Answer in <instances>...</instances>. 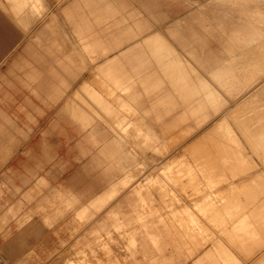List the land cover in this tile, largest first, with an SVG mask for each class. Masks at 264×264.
<instances>
[{
  "label": "crops",
  "instance_id": "crops-1",
  "mask_svg": "<svg viewBox=\"0 0 264 264\" xmlns=\"http://www.w3.org/2000/svg\"><path fill=\"white\" fill-rule=\"evenodd\" d=\"M45 10L44 0H0V11L23 29ZM62 17L76 38L71 42L67 37L72 49L65 50L58 42H52L51 47L34 42L14 62L13 69L23 73H16L12 79L0 78V171L8 180L1 212L6 216L23 214L24 221H30L32 215V223L23 232H34V237L41 230L42 219L60 221L62 229L69 226L74 237L78 234L73 231H87L93 239H77L75 252L93 253L103 259L94 264H109L107 258L112 260L110 264L115 263L117 255L104 245L105 231L109 223L117 227L121 222H127L129 251L137 259L130 264H182L192 256V264H241L226 241L249 255L260 252L253 264H264V183L258 176L256 180L242 177L240 193L220 189L216 198L210 191L207 220L191 209L194 229L188 235L168 224L182 213L173 200L164 197L163 182L156 204L149 184L138 180L127 194L111 203L128 186L136 166L141 169L138 166L146 164L143 155L147 149L162 153L169 136L175 133L171 141H182L189 133L187 129L184 133L185 126H190L188 121L196 125L193 119L186 121L185 102L194 100L191 112L199 113L201 123L210 118L205 112L209 103L215 104L216 118L206 127L231 139V149H242L227 121L230 111L246 108L242 102L233 106L232 73H216L214 69L206 79L203 73L195 72L191 80L190 70L183 66V45L168 32L176 23L165 24L166 18L154 22L151 9L142 5L130 7L125 0H79L63 7ZM49 18L51 24H59L57 15L50 14ZM102 24L103 29L97 30ZM10 34L0 16V54L12 39ZM100 58L103 60L96 64L91 79H84L80 71L91 69V62ZM42 64L49 68L42 69ZM210 83L214 89L206 92ZM163 85L167 89L154 104L166 113L174 112L176 105L183 108L170 122H162L160 115L152 113L153 103L147 108L142 99ZM150 114L159 123L160 134L147 121ZM251 117L261 118L257 115L247 120ZM241 131L250 133L247 127ZM257 133L264 135V127ZM138 155L140 162H136ZM243 165L241 160L236 162L238 167ZM99 166L101 174L89 179L90 168L96 174ZM244 168L242 173H252ZM160 169L164 174L168 166ZM114 172L120 175L115 177ZM9 174L14 176L10 179ZM234 199L239 204L232 206ZM101 213L105 216L98 218ZM2 221H6L5 215ZM209 242V249L196 258L199 248ZM7 246L2 248L6 255L0 256L5 264L14 251L11 244Z\"/></svg>",
  "mask_w": 264,
  "mask_h": 264
},
{
  "label": "rangeland",
  "instance_id": "rangeland-1",
  "mask_svg": "<svg viewBox=\"0 0 264 264\" xmlns=\"http://www.w3.org/2000/svg\"><path fill=\"white\" fill-rule=\"evenodd\" d=\"M78 1L44 0L47 11L45 10V13L42 12L36 16L35 21H32L24 29L20 25L13 23L4 12L0 11V16L12 36V39L0 54V59L3 55L6 56L5 60L0 63V78L5 76L12 79L15 78L16 73H23L21 70L13 69L14 62L18 60L20 55H25L27 47L34 42L40 44L41 41V43L50 45V47L54 46L51 45L52 42H58L64 45L65 50H69L71 45L67 37L70 38L71 42H74L76 38L71 32V25L64 21L62 17V10L63 7L73 6ZM125 1L130 7L142 5L147 7V10L151 9L154 22L164 21V18H166L165 24L169 21L176 23L174 28H172L173 30L169 29L168 32L174 33L175 39L178 37L179 45H183V66H187L190 70L191 80L192 73H203L204 78L210 79L207 73H211L215 68H224V71L220 73H232L230 98L233 106L238 102L246 103V109H236L237 111L234 109L232 112L237 113L230 111L227 115L228 125L236 132L243 146L242 149L235 151L231 149L233 147L231 139L217 135L211 131V128L208 129L206 127L208 121L216 118L215 104L209 103L205 112L210 118L206 123H201L199 113L191 112L192 108L195 107L194 100L185 102L186 121L193 119L196 125L188 121L190 126H185L184 133L186 129L189 130V133H185V139L182 141H171L170 138L175 133L169 136L166 139L167 149L162 153L147 149L143 155L146 164L142 167L138 166L141 169L136 166L133 174H131L132 179L128 186L111 200V203L114 204L124 194H127L132 186L136 185V180H138L142 184H149L155 196L156 204L163 192L160 189V185L163 182L166 188L164 197H168L170 201L173 200L174 207L180 208L182 213L180 218H175L177 215L172 214L175 221H169L168 224L171 229L185 232L188 235L194 229V214L191 209H194L195 212L207 220L209 212L208 193L210 191L216 195V198H219L220 189L227 188L229 192L240 193L241 187L238 183L242 177L246 176L250 177V180H256L255 178L258 176L260 181L264 183V149L262 148V145L264 147V135L257 133L259 128L264 127V0ZM50 14L57 15L59 24L56 25L54 22L52 24L49 22ZM159 15L161 16L160 19L158 18ZM173 18L175 19L172 20ZM103 27L104 24L100 25L97 30H102ZM49 31H55L56 33L53 34ZM56 35L58 41L52 40V37ZM38 36L40 38H37ZM52 48L55 50L56 47ZM102 60V58L94 60L91 62V69H82L80 71L85 75L84 79H91L96 64ZM197 60L201 62V65L195 62ZM231 66H234L235 71L229 70ZM41 68L47 69L49 66L48 64H42ZM192 84L190 83L191 86ZM166 89L167 86L163 85L159 91L151 93L148 97L142 96L143 101H145L144 105L147 108L153 103L152 113L160 115L162 122H170L174 114L177 115L183 110L180 105H176L174 112L166 113L162 106L154 104L155 100ZM213 89L214 86L210 83L206 92ZM224 94L227 97L228 93L224 92ZM202 97L204 98L203 94ZM226 105L229 106L227 103ZM257 115L261 118L247 120L248 117ZM147 121L152 123L154 130L160 134L159 123L155 122L151 114L148 115ZM242 127H247L250 133L244 135L241 131ZM229 146L230 149L228 148ZM136 160V162H140L141 156L138 155ZM238 160L244 162L245 165L236 166ZM165 164L168 166L167 172L161 174L160 168ZM175 166L177 167L175 168ZM244 167H248L252 173L255 171H259V173H242V171H246ZM93 169L90 168L89 179L101 174V166L95 168L98 169L96 174L92 173ZM114 175L116 177L120 174L114 172ZM8 176L11 179L14 175L9 174ZM147 177L152 178L146 182ZM7 181V174H3L0 171V204L8 191L4 189ZM229 181H232L233 184L225 185ZM237 188L238 190H235ZM262 188L264 189V184ZM4 198L6 199L7 197L5 196ZM224 204L220 201L222 207L225 206ZM238 204L239 200L234 199L231 205L235 206ZM4 208L0 205V218L5 215L6 219L5 222H0V256L6 255L2 248H8L7 243L8 245L11 244V248L14 251L7 253L8 255L11 254L9 264H94L97 260H103L97 258L96 254L93 253L83 254L75 252L74 242L77 239L83 237L86 240L93 239L87 231L83 229L73 231V233L78 234V237H74L69 226L62 229L63 224L60 221L45 220L41 217V230L37 231V236L34 237L32 235L34 232H23L32 223V215L30 216V221L29 219L24 221L23 217L25 216L23 214L18 215L16 213L13 216H11L12 214L6 216V214L1 212ZM71 215L72 212L69 215L67 214L66 218L71 217ZM35 216L37 217L38 214ZM103 216L105 214L101 213L98 218ZM177 219L180 220L177 221ZM18 220L21 223H18ZM106 229L104 245L111 248V251L113 250L117 255L113 264H130L137 261L134 257L135 254L129 251L130 243L127 222H121L117 227H112V223H109V227H106ZM226 243L241 260V264H253L260 254V252L256 251L249 255L247 251L237 250L229 242L226 241ZM210 245V242L202 245L195 255L196 258L201 257L209 249ZM192 257L183 260L182 264H192ZM105 261L109 262V264L112 262L109 258L105 259ZM0 264L5 263L0 260Z\"/></svg>",
  "mask_w": 264,
  "mask_h": 264
},
{
  "label": "bare ground",
  "instance_id": "bare-ground-1",
  "mask_svg": "<svg viewBox=\"0 0 264 264\" xmlns=\"http://www.w3.org/2000/svg\"><path fill=\"white\" fill-rule=\"evenodd\" d=\"M227 64V63H226ZM229 64H231V63H229ZM233 64V63H232ZM216 69V72L217 73H220L221 71H224V68H215ZM217 69H218V71H217ZM235 68H234V66H231L230 68H229V70L231 71H235L234 70ZM249 100V99H248ZM246 104V103H245ZM252 105V104H251ZM248 108V107H247ZM246 109V108H245ZM236 110V109H235ZM239 110V109H238ZM237 111V110H236ZM234 112V111H233ZM232 112V113H233ZM239 115V114H238ZM237 116V115H236ZM239 117V116H238ZM226 118V117H225ZM253 117H251V119H252ZM244 124V123H243ZM245 126V125H244ZM242 129V128H241ZM249 137V136H248ZM256 153V152H255ZM249 245V244H248Z\"/></svg>",
  "mask_w": 264,
  "mask_h": 264
}]
</instances>
